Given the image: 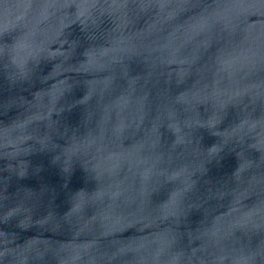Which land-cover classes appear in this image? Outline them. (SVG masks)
<instances>
[{
    "label": "water",
    "instance_id": "water-1",
    "mask_svg": "<svg viewBox=\"0 0 264 264\" xmlns=\"http://www.w3.org/2000/svg\"><path fill=\"white\" fill-rule=\"evenodd\" d=\"M0 264H264V0H0Z\"/></svg>",
    "mask_w": 264,
    "mask_h": 264
}]
</instances>
